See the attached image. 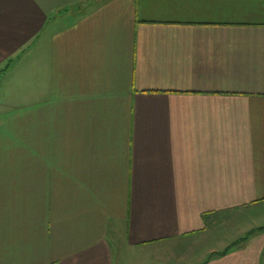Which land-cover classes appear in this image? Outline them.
<instances>
[{
  "label": "crops",
  "instance_id": "1",
  "mask_svg": "<svg viewBox=\"0 0 264 264\" xmlns=\"http://www.w3.org/2000/svg\"><path fill=\"white\" fill-rule=\"evenodd\" d=\"M0 89V264H264V0H0Z\"/></svg>",
  "mask_w": 264,
  "mask_h": 264
},
{
  "label": "rangeland",
  "instance_id": "2",
  "mask_svg": "<svg viewBox=\"0 0 264 264\" xmlns=\"http://www.w3.org/2000/svg\"><path fill=\"white\" fill-rule=\"evenodd\" d=\"M24 99H26V97ZM0 100H2L4 102H10V103H12V102L19 103V98L18 97H14L12 95L9 96V93H1V89H0ZM249 211H250L249 212V216H250L249 220H254L256 223L257 222H261L262 220H264V204H259V206L251 207ZM244 218H246L245 215H244ZM260 229L264 230V225L263 224H262V227H260ZM262 259H264V253L262 254Z\"/></svg>",
  "mask_w": 264,
  "mask_h": 264
}]
</instances>
